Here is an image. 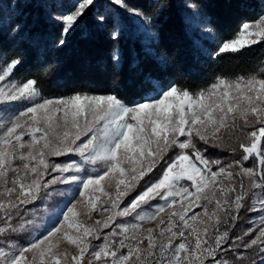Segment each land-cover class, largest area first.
Listing matches in <instances>:
<instances>
[{"label":"snow or ice","instance_id":"obj_1","mask_svg":"<svg viewBox=\"0 0 264 264\" xmlns=\"http://www.w3.org/2000/svg\"><path fill=\"white\" fill-rule=\"evenodd\" d=\"M172 2L157 0V13L149 15L112 0L153 42L159 40L155 18ZM94 6L95 0H79L52 17L61 25L58 46ZM185 7L200 15L192 0ZM200 18V30L211 32ZM96 19L104 24L107 18ZM11 30L19 35L23 26ZM122 32L113 25L110 38L117 41ZM261 42L264 14L242 22L208 55L240 53ZM111 59L121 62L119 50ZM159 59L167 63L166 56ZM23 63L16 55L0 64V264H264V215L242 235H230L249 201V211L264 213V61L248 75H218L198 92L145 76L152 95L133 104L116 92L44 97L36 78L14 79ZM13 102L23 107L14 110ZM201 143L233 155L236 145L241 155L228 163L210 160ZM70 154L79 161L53 159ZM249 161L254 164L246 167ZM58 185L74 188L60 193L66 203L57 205L54 226L17 244L13 235L35 224L25 218L26 206L51 198ZM93 213L103 218L93 220ZM62 243L73 251H61Z\"/></svg>","mask_w":264,"mask_h":264},{"label":"trees","instance_id":"obj_2","mask_svg":"<svg viewBox=\"0 0 264 264\" xmlns=\"http://www.w3.org/2000/svg\"><path fill=\"white\" fill-rule=\"evenodd\" d=\"M0 63L16 55L24 57V63L15 72L21 79L36 78L44 97H64L74 92L108 94L116 92L126 104L140 102L152 95L145 86L144 77L150 76L167 87L176 83L192 92L208 87L215 77L234 78L255 72L264 61V42L244 49L240 53H224L216 58L221 43L239 30L242 22L264 14V0H192L200 15L185 7L186 0H173L155 18L159 40L138 29L136 20L111 0H95V6L86 11L66 37V43L58 46L61 25L52 17L75 8L79 0H0ZM133 8L149 15L157 13V0H126ZM107 19L97 22L99 15ZM211 29L201 34L198 27L201 18ZM21 24L23 31L17 35L11 29ZM113 25L123 30L119 40L110 38ZM119 50L121 62L115 64L111 57ZM166 56L167 63L159 56ZM143 82V83H142ZM225 148H207L205 156L225 163L238 159ZM228 163V162H227ZM250 201L239 213L230 235H242L239 229L247 225ZM247 240L248 237H245ZM231 253L228 254L230 256ZM259 258L257 257V260Z\"/></svg>","mask_w":264,"mask_h":264},{"label":"rangeland","instance_id":"obj_3","mask_svg":"<svg viewBox=\"0 0 264 264\" xmlns=\"http://www.w3.org/2000/svg\"><path fill=\"white\" fill-rule=\"evenodd\" d=\"M4 6H5V4L3 2H0V7H2V10L4 9ZM127 14H129V13H127ZM131 16L136 20L138 29L145 35L146 38H148L149 35L139 27V21L137 20V18L133 15H131ZM249 20H254V19H249ZM246 21H248V20H246ZM197 29L201 34H203V33L207 34L208 33V32L200 30V26ZM235 34L233 35V37L235 36ZM233 37H231V38H233ZM231 38H229V39H231ZM0 64H2V62ZM14 79L22 80L21 78H17L15 75H14ZM48 98H50V97H48ZM22 107H23V104L20 102H13V104H12V108L14 110H19ZM0 115H2V114H0ZM176 151L178 152L179 150L177 149ZM169 155L171 156V155H173V153H170ZM53 159L56 160L57 162H60V163L69 162L71 159H75V160L79 161L78 156L73 157V156H71V154L69 156L58 157V158H53ZM210 160H212V158ZM227 162H230V161H227ZM253 164H254L253 161H249V162L245 163V166L251 167V166H253ZM162 167L163 166H161V168H158L156 170V172L152 174L153 179L158 178V176L162 172ZM89 171H91L90 167H89ZM102 183H106V182H102ZM183 183L190 184V182H183ZM57 188L59 190L58 193L53 195L51 198L44 199L42 201L38 200V201L34 202L33 204H29L26 206L28 211L25 214V218L26 219H34L35 224L32 226V229L30 232H28V233H16L13 235L12 239L17 244H27L32 239L37 238V237L45 234L47 230H49L51 227L54 226V224L56 223V218L54 216V212L56 210L57 205H59L60 207H63L64 203H66L65 196L60 194V193L70 192L74 188V185H58ZM62 202H64V203H62ZM152 203L155 204L156 201H153ZM250 205H251V201H250ZM195 211H199V209H195ZM260 215H264V213L252 211V214H250L248 217L249 222L247 221V225H244L243 227H241L239 229H242L245 231L250 227H255L256 225L259 224ZM162 217L164 219H166V214H162ZM102 218L103 217L98 216L96 213H93V220L94 219H102ZM80 219L84 220L86 223H89V224L92 223V221L88 220L86 217L82 216ZM121 219L131 221V217H124ZM153 226L154 225L151 223L144 224L145 228L153 227ZM105 231H108V230L106 229ZM253 235H255V233H253ZM3 243H4L3 239H0V244H3ZM95 243H100V241H96ZM60 250L61 251L68 250L69 252L73 251L72 247L67 245L66 243L61 244Z\"/></svg>","mask_w":264,"mask_h":264}]
</instances>
